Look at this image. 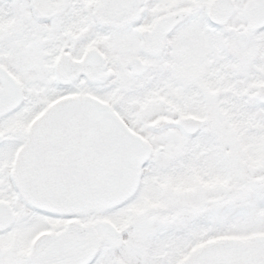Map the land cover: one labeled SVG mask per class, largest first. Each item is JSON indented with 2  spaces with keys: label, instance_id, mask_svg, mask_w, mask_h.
Instances as JSON below:
<instances>
[{
  "label": "snow or ice",
  "instance_id": "obj_1",
  "mask_svg": "<svg viewBox=\"0 0 264 264\" xmlns=\"http://www.w3.org/2000/svg\"><path fill=\"white\" fill-rule=\"evenodd\" d=\"M0 264H264V0H0Z\"/></svg>",
  "mask_w": 264,
  "mask_h": 264
}]
</instances>
